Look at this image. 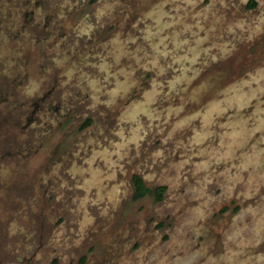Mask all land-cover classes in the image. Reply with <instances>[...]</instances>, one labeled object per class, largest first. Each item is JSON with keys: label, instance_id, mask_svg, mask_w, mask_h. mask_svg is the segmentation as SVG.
<instances>
[{"label": "rangeland", "instance_id": "obj_1", "mask_svg": "<svg viewBox=\"0 0 264 264\" xmlns=\"http://www.w3.org/2000/svg\"><path fill=\"white\" fill-rule=\"evenodd\" d=\"M251 1L0 0V264H264Z\"/></svg>", "mask_w": 264, "mask_h": 264}, {"label": "trees", "instance_id": "obj_2", "mask_svg": "<svg viewBox=\"0 0 264 264\" xmlns=\"http://www.w3.org/2000/svg\"><path fill=\"white\" fill-rule=\"evenodd\" d=\"M255 1L252 0L250 2V5H255ZM92 122V118H87L81 125V128H85ZM132 182L134 185V191H133V198L139 199L146 195H153L155 197V200H162L164 197V193L167 189L166 185H158L156 187H150L146 184L144 177L139 173H134L132 175ZM85 258L83 257L82 260Z\"/></svg>", "mask_w": 264, "mask_h": 264}]
</instances>
